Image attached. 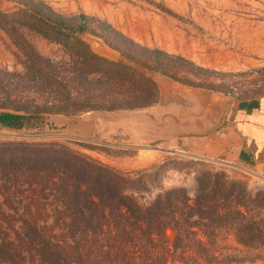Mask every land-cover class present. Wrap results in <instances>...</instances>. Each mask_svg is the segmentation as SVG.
Segmentation results:
<instances>
[{
    "label": "rangeland",
    "instance_id": "rangeland-1",
    "mask_svg": "<svg viewBox=\"0 0 264 264\" xmlns=\"http://www.w3.org/2000/svg\"><path fill=\"white\" fill-rule=\"evenodd\" d=\"M37 1L66 18L70 25L72 17L84 15L91 19L87 27L90 33L79 38L99 56L119 59L117 52H111L100 38L113 45L119 43L112 32L102 30L100 23H106L142 47L182 56L207 70L199 73L200 81L193 79L203 88L235 98L264 94V0ZM16 7L0 0V11H15ZM45 13L43 10L38 15L45 17ZM27 15L18 13L8 19L6 27L13 25L16 32L0 27V111L39 108L27 127H0V145L66 148L123 176L126 191L141 205H148L158 194L172 188H183L191 197L207 194V200L221 212L230 211L233 223L240 218L235 212L252 220L263 238L255 239L254 247L248 251L234 241L230 231H220L215 251L230 255L234 262L229 264H264V173L185 156L144 159L153 149L152 144H138L127 138H83L73 135L68 126L66 130L55 125L48 111L60 109L80 116L87 113L79 109L91 94L102 97L108 90H94L99 85L90 82L82 84L80 77L86 79L100 68L85 50L65 39L54 41L52 36L61 38L52 30L47 29L49 37H43ZM126 47V53L131 52ZM169 64L179 73L180 81L193 73L186 64ZM32 155L21 150L15 154L19 159L35 158ZM8 158V153L0 152L1 160ZM3 193L0 189V239L10 241L17 251L12 264H39L34 246L23 237V220L28 219L23 210L28 204L25 195L12 194L5 201ZM41 203L46 205L39 206L37 222L51 228L56 225L53 209L59 205L52 198ZM179 257L175 253L165 264H183Z\"/></svg>",
    "mask_w": 264,
    "mask_h": 264
},
{
    "label": "trees",
    "instance_id": "trees-1",
    "mask_svg": "<svg viewBox=\"0 0 264 264\" xmlns=\"http://www.w3.org/2000/svg\"><path fill=\"white\" fill-rule=\"evenodd\" d=\"M3 1L17 7L15 11H0L1 28L5 29L10 17L28 13V19L43 37L48 38L46 30H52L61 39H51L77 44L100 67L86 79L80 77L81 83L98 84L94 90L103 88L108 93L102 97L91 94L80 111L147 107L158 98L153 73L186 86L201 87L195 81L201 80L200 72H207L181 56L142 47L100 23L102 30L112 32L119 42L113 45L100 37L119 56L118 60L107 59L95 54L79 38L89 32L91 19L86 16L72 17L70 25L40 1ZM43 10L47 11L45 17L38 15ZM6 28L7 32H16L13 25ZM126 46L131 52L126 53ZM172 61L190 66L193 73L180 81L179 73L169 64ZM38 108L0 111V125L11 130L27 127ZM48 113L74 116L60 109ZM19 150L35 158L19 159L15 156ZM0 152L9 154L7 160L0 159V189L5 201L12 194L25 195L28 204L23 210L28 219L23 220V237L34 246L39 264H165L175 253H179L183 264H229L234 262L230 255L215 251L220 231H230L234 241L248 251L254 247L255 239H263L252 220L235 212L240 218L233 223L230 211L221 212L207 200V194L191 197L183 188H172L158 194L148 205H141L126 191L123 176L66 148L16 143L0 145ZM50 198L59 206L53 209L55 227L47 228L44 223L39 225L37 218L41 215L39 206L46 205L41 201ZM17 256L11 242L0 239V264H12Z\"/></svg>",
    "mask_w": 264,
    "mask_h": 264
},
{
    "label": "crops",
    "instance_id": "crops-1",
    "mask_svg": "<svg viewBox=\"0 0 264 264\" xmlns=\"http://www.w3.org/2000/svg\"><path fill=\"white\" fill-rule=\"evenodd\" d=\"M154 80L158 98L150 106L90 111L80 116L57 114L51 120L63 129L70 127L78 137L127 138L138 144H152L153 149L144 159L185 156L264 173V94L235 98L161 75L154 76Z\"/></svg>",
    "mask_w": 264,
    "mask_h": 264
}]
</instances>
